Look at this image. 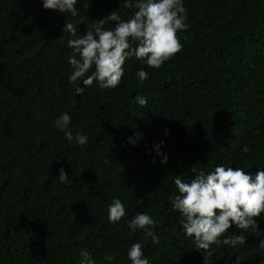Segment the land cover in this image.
Masks as SVG:
<instances>
[{"label":"trees","instance_id":"obj_1","mask_svg":"<svg viewBox=\"0 0 264 264\" xmlns=\"http://www.w3.org/2000/svg\"><path fill=\"white\" fill-rule=\"evenodd\" d=\"M144 2L77 0L76 12L63 14L43 0H0V264H81L85 249L94 264H131L134 243L149 264H264V213L257 229L233 224L221 237L243 234L246 244L212 245L208 257L185 236L172 204L176 176L188 182L220 165L253 177L264 171V0H183L182 51L160 68L132 56L116 88L85 86L94 67L70 81L69 41L114 11L128 21ZM63 113L72 141L55 126ZM116 198L126 215L112 223ZM140 213L156 221L158 243L128 227Z\"/></svg>","mask_w":264,"mask_h":264},{"label":"clouds","instance_id":"obj_2","mask_svg":"<svg viewBox=\"0 0 264 264\" xmlns=\"http://www.w3.org/2000/svg\"><path fill=\"white\" fill-rule=\"evenodd\" d=\"M77 0H43L46 10H55L60 13H75ZM123 7L132 8V0H123ZM187 10L183 0H146L139 5V10L128 21H121L116 11L110 13L103 20L93 25L94 31L89 29L82 37L69 41L72 49L69 64L73 68L70 81L85 77L94 67L91 75L83 80L85 86L97 81L104 89L116 88L124 76V65L129 57L135 56L138 60H146L151 68H160L166 61L182 51L179 32L187 30ZM107 21H116L113 30H106ZM64 29L73 36L77 28L73 23H66ZM130 41H138L136 47ZM78 57V58H77ZM136 75L141 81L148 79V72L141 69ZM84 88L76 89L77 95L82 94ZM140 106H146L147 97L137 96ZM71 116L67 113L55 121V126L65 132V139L73 140L71 131H65L71 123ZM139 139V137H137ZM78 145H85L88 138L84 134L75 136ZM130 143H134L131 138ZM157 154H160L157 145ZM244 151L248 149L245 147ZM167 163L165 155L161 161ZM195 173L196 169L193 167ZM61 182L68 180L64 169L59 170ZM174 184L179 194L172 201L174 210L184 218L182 230L186 237L194 238L195 250L203 251L204 256H212V245L221 243L235 247L246 244L243 234L231 235L221 240L234 224L237 228L247 231L257 229L256 218L264 213V171H258L255 177L247 174L239 167L216 166L214 171L205 174L200 171L188 182L183 176H176ZM126 215L124 204L119 198L112 201L108 208V218L112 223H118ZM156 221L146 213L137 214L128 227L135 232L143 230L146 238L158 243V238L150 230ZM260 249H264V240H261ZM81 264H94L90 253L81 251ZM128 258L131 264H149L144 257L141 243H134L129 251ZM111 261L113 257L105 256ZM204 264H208L204 260Z\"/></svg>","mask_w":264,"mask_h":264}]
</instances>
